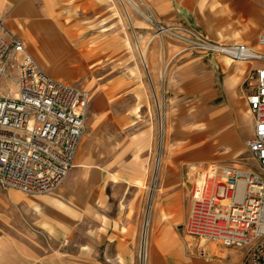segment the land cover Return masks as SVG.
Returning a JSON list of instances; mask_svg holds the SVG:
<instances>
[{
    "label": "crops",
    "instance_id": "crops-1",
    "mask_svg": "<svg viewBox=\"0 0 264 264\" xmlns=\"http://www.w3.org/2000/svg\"><path fill=\"white\" fill-rule=\"evenodd\" d=\"M140 1L164 26L196 21L203 4L202 0ZM228 5L232 14L213 10L207 14L206 31L215 29L220 12L230 22L257 21L254 0ZM114 10L115 0H0V18L41 71L71 85L86 78V89H94L73 168L55 192L32 196L38 198L31 201L34 227L26 231L29 241L17 236L0 241V264H135L128 196L148 179L155 134L139 86L118 76L105 81L97 75L133 68ZM213 37L217 42L222 39L219 33ZM199 74L195 80H185V95L211 97L210 77ZM169 192L170 200H175L177 191ZM113 204L116 211L111 213ZM170 231L166 225L154 228L148 264H247L246 248L209 243L203 246L205 258H200L196 245L177 243ZM163 232L169 233L168 240L156 235Z\"/></svg>",
    "mask_w": 264,
    "mask_h": 264
},
{
    "label": "rangeland",
    "instance_id": "rangeland-1",
    "mask_svg": "<svg viewBox=\"0 0 264 264\" xmlns=\"http://www.w3.org/2000/svg\"><path fill=\"white\" fill-rule=\"evenodd\" d=\"M115 1L114 13L133 68L127 73L97 75H102L105 81L118 76L139 86L149 114L147 117L153 123L155 134L148 179L138 191L128 196L127 219L133 223L135 230V264H141L140 246L147 214V249L144 264H148L150 242L155 234L153 230L158 225L168 226L172 239L177 243L187 245L192 242L196 245L199 256V251H204L203 246L211 242L188 236L182 227L198 177L218 166L234 167L264 177L247 150V142L252 135V119L250 114L246 113L248 112L246 97L254 85L249 71L251 66L248 64L249 67L240 85L232 92L227 91L224 87V78L234 71L235 64L226 70L221 62V55L197 52L190 47L192 41L187 44L174 39L167 30L175 25L164 26L156 22L144 9L140 0L135 1L152 22L126 7L124 0ZM232 1L234 0H202L200 18L196 21L193 19L182 21L181 27L190 28L218 45L241 43L253 46L262 28L259 12L264 0H254L258 4L256 7L258 19L254 24L250 20L245 23L230 22L228 17H223L225 13L232 14L228 5ZM212 10L215 13L217 11L224 13H219L220 20L215 24V29L207 32L205 21L207 14ZM244 27L245 30L250 28L243 32ZM160 28H164L165 31L159 30ZM182 33L186 35L185 32ZM218 33L222 36L219 42L213 37ZM145 46L144 65L140 59L139 48L142 51ZM197 73L205 76L208 74L210 77L206 80L212 93L211 97L185 95V80L187 78L195 80ZM86 80V78L77 80L73 85L83 87L89 92L91 105L94 89H86ZM6 83V81L1 83V94L5 92ZM160 113L163 115L162 140H166V144L163 146L161 144V148L158 149ZM159 152L162 157L161 165L154 175V161ZM220 180L221 177H217L216 181ZM169 191H177L175 200H170ZM36 198L38 197H25L15 191L0 188V241L16 236L29 241V233L26 231H33L34 223L31 221L30 210L31 201ZM111 210V213L116 211L114 204ZM156 235L165 236L167 237L165 240H168L169 233ZM244 261L246 262L245 258Z\"/></svg>",
    "mask_w": 264,
    "mask_h": 264
},
{
    "label": "built area",
    "instance_id": "built-area-1",
    "mask_svg": "<svg viewBox=\"0 0 264 264\" xmlns=\"http://www.w3.org/2000/svg\"><path fill=\"white\" fill-rule=\"evenodd\" d=\"M262 12L255 47L218 45L180 24L167 31L174 39L192 41L190 47L197 52L250 64L254 85L246 97L252 119L247 150L264 174V3ZM3 81L7 87L0 93V188L23 196L51 194L73 168L86 130L89 92L41 71L0 18V86ZM209 171L215 181L212 192L204 194L203 186H195L183 231L224 248H247V264H264V177L234 167ZM199 256L205 258L203 250Z\"/></svg>",
    "mask_w": 264,
    "mask_h": 264
},
{
    "label": "bare ground",
    "instance_id": "bare-ground-1",
    "mask_svg": "<svg viewBox=\"0 0 264 264\" xmlns=\"http://www.w3.org/2000/svg\"><path fill=\"white\" fill-rule=\"evenodd\" d=\"M125 2V6L128 7L129 9L133 10L134 12L141 14L143 16H145L149 21L152 22V20L147 17L142 10L140 9L139 5L137 4V2L135 0H124ZM142 6L145 8V6L142 4ZM125 12H127L126 8L124 7ZM147 10V9H146ZM127 14V13H126ZM252 24H254V22H252ZM250 27L247 28V30H243V32H247L249 30ZM207 32H209V30H207ZM234 41V40H231ZM145 52H146V46L143 48V50L141 51L139 48V55H140V59L143 62V64L145 65L146 63V56H145ZM221 62L224 66V68L230 69L232 64H235V68L234 71L228 76L224 78V87L227 91L232 92L236 87H238L240 85V83L244 80L243 77L245 75L246 70L248 69L249 65L246 63H233L231 60H229L228 58L222 57L221 58ZM246 113H249L246 112ZM162 114L160 113V132H159V148H161V144L162 146L166 144V140H162L163 138V120H162ZM164 136H165V131H164ZM161 154L160 152L157 154L156 160H155V165H154V175L157 173V171L159 170V167L161 165ZM212 176L213 173L211 171H208L205 175H200L198 177V179L196 180V185L199 186V188L201 189V187L203 186L202 190L204 194H210L212 192L213 186L215 184V181H212ZM155 179V178H154ZM147 221H148V214L146 216L145 222H144V227H143V232H142V239H141V246H140V263L144 264L145 262V257H146V249H147Z\"/></svg>",
    "mask_w": 264,
    "mask_h": 264
}]
</instances>
